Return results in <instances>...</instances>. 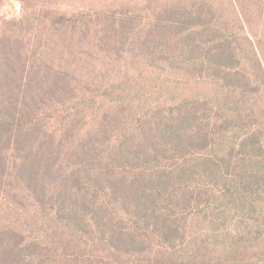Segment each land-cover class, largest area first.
I'll list each match as a JSON object with an SVG mask.
<instances>
[{"label":"trees","instance_id":"trees-1","mask_svg":"<svg viewBox=\"0 0 264 264\" xmlns=\"http://www.w3.org/2000/svg\"><path fill=\"white\" fill-rule=\"evenodd\" d=\"M231 4L237 30H215L208 40L199 42L196 36L198 32L205 35L212 30V9L208 11L202 6L192 11L178 6L169 11L171 16L167 21L173 22L182 14L187 18L185 24L201 23L180 32L186 38L183 51L188 48L196 57L186 60L189 67L183 72L189 75L203 67L201 74L205 70L215 72L218 67L231 78L234 85L224 98L221 94L224 101L216 97L220 104L215 109L222 112L227 108L238 116L237 121L216 116L215 123L211 124L200 116L199 102H183L165 122L157 126L158 120L150 124L146 121L144 126L141 122L133 130H122L125 126L122 118L109 114L98 125L101 130L106 129L101 143L91 138L95 129L91 127L86 129L87 133L91 132L87 139L86 133L80 142L71 143L77 139L75 120H70L69 129L60 135L39 127L36 115L42 105L45 107L54 101L66 103V98L74 95L70 73L46 65L28 70L23 61L24 43L19 38L1 40L0 198L3 193L11 192L7 182V152H24L22 163H16L12 171L36 194L40 206L51 205L52 220L86 237L91 248L103 254V259L113 260H99V264H210L216 259L223 264L224 260H242L247 251L242 240L234 236L221 246L219 235L213 234L214 243L208 242L209 239L198 242L201 236H190L183 221L188 220V212L195 214L200 209L199 213H204L210 206L211 194L216 193L215 188L223 191L226 198L231 197L236 212L248 211L250 217H253L254 203L261 200L256 196L260 192L264 194V184H260L258 174L240 165L248 157L254 158L264 142L254 113L247 115L250 124L241 126L246 119L238 110L242 98L247 95L252 98L260 93V88L242 75L237 53L241 47L232 36L237 32L247 34L246 11L251 19H261L263 9L258 5L256 9L248 7L245 0H231ZM258 25L261 34L255 36L257 44L248 34L246 39L262 70L257 45L264 42V20ZM209 43L212 47L205 53L204 47ZM239 76L249 84L246 86ZM229 97L235 98L233 104L227 101ZM206 110L209 109L203 108ZM254 126L256 130H252ZM241 129L244 130L240 132ZM204 150L212 153L208 159H200L199 153ZM224 153L227 157L220 156ZM197 162L203 163V174ZM199 175L206 182L201 189L197 188ZM202 217L204 223H215L214 217L206 214ZM216 221L221 220L216 217ZM32 247L27 245L25 235L11 228L4 229L0 233V264H38L40 255L27 260L30 254L26 250ZM216 250L222 258H216Z\"/></svg>","mask_w":264,"mask_h":264},{"label":"rangeland","instance_id":"rangeland-1","mask_svg":"<svg viewBox=\"0 0 264 264\" xmlns=\"http://www.w3.org/2000/svg\"><path fill=\"white\" fill-rule=\"evenodd\" d=\"M245 5L254 9L258 5L264 16V0H245ZM178 6L192 11L202 6V9H212V30L205 35L198 32L196 41L208 40L215 30H237L231 0H0V41L19 38L24 43L23 61L28 70L46 65L70 73L74 95L67 97L66 103L54 101L45 107L42 105L36 115L39 127L60 135L69 129L68 122L75 120L78 124L74 130L77 139L71 143L77 144L86 136L87 139L91 133L86 132L89 127L95 128L91 138L101 143L106 129L101 130L98 125L109 114L122 118L125 124L122 130H133L146 121L150 124L158 120L157 126L176 114L180 103L191 104V101L199 102L200 116L211 124L215 123L216 116L237 121L238 116L227 108L222 112L215 109L221 100H225L221 94L224 98L230 86L234 85L231 78L218 67L215 72L212 69L200 74L204 68L197 65L198 71L189 75L183 72L189 67L186 60L196 57L188 48L183 51L186 38L180 32L201 23L188 21L185 24L187 18L182 14L168 22L169 11ZM246 14L248 37L256 43L255 36L261 34L258 24L264 18L251 19L249 12ZM247 34L237 32L232 35L241 47L240 51L237 50L241 58L239 69L250 83L260 88V93L252 98L248 95L243 97L238 110L242 117L246 116L241 126L249 125L251 119L247 115L254 113L264 142V42L257 45L263 65L261 70L251 43L246 39ZM211 47L212 43L206 45L205 53ZM172 60L176 61L170 63ZM239 77L246 86L249 84ZM216 97L219 102H216ZM227 101L233 104L235 98L229 97ZM203 108L209 110L203 111ZM112 126L109 127L113 129ZM256 129L257 126L252 128ZM23 153L10 150L5 156L11 192L3 193L0 198V233L11 228L25 235L27 245L33 246L26 250L30 254L27 260L40 255L38 264H99V260L106 262V259L112 262L91 248L86 237L77 231L70 232L52 220L54 211L51 205H39L36 194L27 189L12 171L16 163H22ZM210 154V150H204L199 156L200 159H208ZM254 155L240 165L258 174L260 184H264V147ZM220 156L227 157L225 153ZM197 163L203 174V163ZM203 183L206 182L201 178L197 188L201 189ZM12 185L14 189H11ZM215 190L216 193L210 197V206L203 213L214 217L215 223L202 222L203 214L199 209L195 214L188 212V220L183 219L186 230L190 236H201L198 242L209 239L208 242L214 243L213 234L219 235L221 246L230 242L227 238L235 236L236 240H242L247 247L243 259L239 262L224 260L223 264H264V194L260 192L256 196L261 200L254 203L253 217H250L247 216L248 211L236 212L231 197L226 198L219 188ZM216 251V258H222V254ZM210 264L220 263L216 259Z\"/></svg>","mask_w":264,"mask_h":264}]
</instances>
